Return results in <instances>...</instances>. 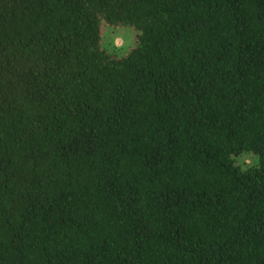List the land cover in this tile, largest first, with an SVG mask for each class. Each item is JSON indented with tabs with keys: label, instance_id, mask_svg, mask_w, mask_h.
<instances>
[{
	"label": "trees",
	"instance_id": "1",
	"mask_svg": "<svg viewBox=\"0 0 264 264\" xmlns=\"http://www.w3.org/2000/svg\"><path fill=\"white\" fill-rule=\"evenodd\" d=\"M0 264H264V0H0Z\"/></svg>",
	"mask_w": 264,
	"mask_h": 264
},
{
	"label": "rangeland",
	"instance_id": "2",
	"mask_svg": "<svg viewBox=\"0 0 264 264\" xmlns=\"http://www.w3.org/2000/svg\"><path fill=\"white\" fill-rule=\"evenodd\" d=\"M104 25L105 24L102 21L101 27L103 28ZM117 25L118 26L108 25L109 28H106V30L101 32V38L98 45L109 52L116 53L117 56H122L126 51L135 46L137 27L129 23ZM246 155L247 154H240L236 159L242 168H246L249 164H251L248 163L250 160L248 157L244 160L243 157Z\"/></svg>",
	"mask_w": 264,
	"mask_h": 264
}]
</instances>
